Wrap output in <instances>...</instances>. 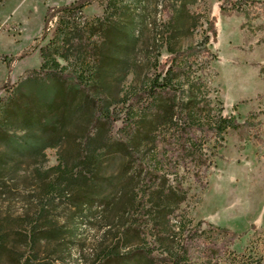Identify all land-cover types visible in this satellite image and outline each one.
<instances>
[{
	"label": "rangeland",
	"instance_id": "rangeland-1",
	"mask_svg": "<svg viewBox=\"0 0 264 264\" xmlns=\"http://www.w3.org/2000/svg\"><path fill=\"white\" fill-rule=\"evenodd\" d=\"M78 1L83 0L0 3V105L20 81L46 61L50 66L54 58L69 100L76 95V103L88 114V105L81 103L83 93L95 90L93 72L100 67L107 82L103 96L120 98L112 106L118 119L106 124V137L127 142L140 116H147L144 124L156 128L157 141L145 140L148 148L124 154L137 193L130 214L121 217L117 206L96 204L85 209L71 234L74 208L61 204L49 221L64 225L65 233L43 241L39 257L57 264H105L102 252L108 246L122 253L145 248L166 256L155 238L163 226L152 228L163 219L150 215L149 207L170 200L153 190L172 186L176 198L185 194L169 214L174 248H181L202 221L193 234L190 264H264V0H86L80 9H64ZM121 61L127 65L125 72L117 71ZM123 73L122 82H116L113 75ZM192 99L203 109L201 118L209 112L235 115L241 126L219 135L195 120L190 129L183 111ZM206 99L212 111L203 107ZM80 117L78 131L66 145L45 150V167L58 164L62 153L71 159L80 156L81 150L75 149L79 139L74 142L73 137L94 130L88 117ZM122 160L120 156L113 167L112 161L110 167L104 165L107 174L102 176L118 173ZM32 174L33 166L24 165L19 182L30 181ZM34 194L23 189L13 202L2 203L3 211L34 209L27 201ZM132 222L141 227L128 228ZM9 241L22 243L13 233ZM206 247L214 248L217 259L203 257ZM13 259L7 251L0 264H15Z\"/></svg>",
	"mask_w": 264,
	"mask_h": 264
},
{
	"label": "trees",
	"instance_id": "trees-1",
	"mask_svg": "<svg viewBox=\"0 0 264 264\" xmlns=\"http://www.w3.org/2000/svg\"><path fill=\"white\" fill-rule=\"evenodd\" d=\"M2 1L0 0V3ZM85 1L75 2L64 9H80ZM203 44L205 45L206 42H202ZM195 48L192 46L190 49L194 50ZM175 59L173 57L172 61ZM51 61L50 66L46 61L42 65V69L20 81L0 105V257L3 258L4 253L9 251L14 257L15 264H57L51 258L39 257L38 249L43 241L48 243L62 237V234L65 233L64 225L49 221L52 220L53 211L58 209L61 204L69 203L74 208L73 228L69 229L71 234L75 232L76 220L82 216L85 209H91L96 204H104L111 208L117 206L121 217L130 214L131 209L134 210L137 193L134 188L135 176H130L128 170L130 162L125 163L124 154L128 152L134 154L136 151L143 150L144 146L148 148V144L144 143L145 140L147 143L157 141L154 134L156 128H149L144 124L148 120L147 116H140L127 142L117 143L111 137L107 138L105 126L109 121L118 119L112 106L120 98L116 95L103 96L107 82L102 76L100 67L93 72L94 79L97 80L95 84H92L95 90H90L87 94L83 93L81 103L83 106L87 104L89 107L88 114H85L82 112L81 105L76 103V95L69 100L71 93L66 86L65 78L60 76L59 71L61 70L58 71L55 68V66H60L59 62L54 58ZM126 66V63L121 61L117 64V71L125 72ZM42 71H46L45 76H40ZM168 71L171 73L173 68H168ZM124 75L125 73L123 76L113 75V78L116 82H122ZM81 82L83 83L82 79ZM204 83L199 82V87L205 86ZM60 98L61 100H59ZM203 107L212 111L211 102L208 99L204 100ZM202 112L203 109L194 99L186 102L183 114L186 117V123L191 127L190 129L194 127L195 120L200 122V128L207 124L219 135H222L227 129H237L241 126L235 115L210 116L209 112L207 118L203 116L201 118ZM82 114L88 117V124L94 130L88 131L85 135L73 137L74 142L79 139L75 144V149L81 150L80 156L71 159L62 153L58 164L45 167V150L49 147L66 145V142L71 140L70 135L77 133L76 127H78ZM189 126L185 128L188 129ZM23 129L25 131L20 133L19 131ZM188 145L189 148H195L192 143ZM62 152L66 154L67 149ZM120 156L124 161L121 162L119 172L102 176L107 174L103 172L106 168L104 165L110 167L112 161L113 167V161ZM24 165L33 166V174L31 180L26 178V183L23 184L19 182L17 175ZM26 188L35 192L31 198L27 197V201L35 208H30L25 212L19 210L4 212L2 203L13 202ZM110 188L111 191L108 192ZM151 193H156L158 197L165 193L167 197H170L166 203L149 207L150 215H154L155 219L160 217L163 219L161 222L152 224V228L157 229L163 226V230L155 238L164 247L166 256H155L153 250L145 248L122 253L116 248L108 246L102 252L105 264H111L117 260H120L122 264H190V260L193 259V234L199 230L202 221H199L189 232L190 234L185 236L181 248H174L171 240L173 236L170 231L169 214L174 207L184 201L185 194L184 197L176 198L178 192L172 186L167 190L160 188L157 192L153 190ZM112 194L118 197L117 200L112 197ZM125 196L131 197L129 201H123ZM10 220H14V222H10ZM41 220H45V222L42 223ZM129 227L140 228L141 224L132 222ZM251 227L255 228V224L252 223ZM183 229L184 226L180 225L179 231L181 232ZM218 229L232 235H239L226 227H218ZM246 232L247 230L243 231V233ZM12 233L22 241L19 246L10 244L9 239ZM21 245L25 250L19 249L22 247ZM203 257L209 260L217 259L214 248L206 247Z\"/></svg>",
	"mask_w": 264,
	"mask_h": 264
}]
</instances>
